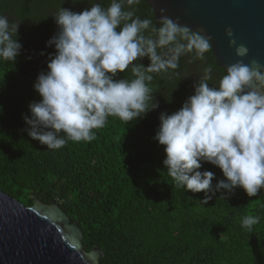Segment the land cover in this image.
<instances>
[{
  "label": "trees",
  "instance_id": "1",
  "mask_svg": "<svg viewBox=\"0 0 264 264\" xmlns=\"http://www.w3.org/2000/svg\"><path fill=\"white\" fill-rule=\"evenodd\" d=\"M97 2L105 8L110 4ZM86 3L0 0V14L20 23L18 42L23 46L16 62L0 61V189L27 206L35 198H58L79 221L85 249H103L100 264H264V188L254 197L242 188L234 194L221 190L202 204L203 192L174 187L163 163L165 146L154 139L160 113L182 107L205 67L213 66L217 84L226 74L212 49L204 61L184 54L177 69L154 74L151 86L159 107L128 124L109 117L91 143L69 141L61 149L48 150L24 131L29 127L23 119L31 116L29 104L42 99L34 84L48 71L49 54L56 52L54 45L47 46L59 30L53 15L61 7L78 13L90 9V0ZM135 9L136 15L158 26L146 0ZM158 52L171 56L167 48ZM133 63L147 67L150 60ZM126 78H132L130 71L116 77ZM204 170L215 173L214 186L226 179L210 163H203ZM245 215L260 217L251 233L241 226Z\"/></svg>",
  "mask_w": 264,
  "mask_h": 264
},
{
  "label": "clouds",
  "instance_id": "2",
  "mask_svg": "<svg viewBox=\"0 0 264 264\" xmlns=\"http://www.w3.org/2000/svg\"><path fill=\"white\" fill-rule=\"evenodd\" d=\"M90 3V9L79 13L61 7L53 15L59 30L47 46L54 45L56 52L49 54L48 71L34 84L42 99L30 103L31 116L23 117L29 126L24 131L48 150L69 141L91 143L109 117L126 124L145 117L159 107L151 86L154 74L177 69L184 54L204 61L212 49L208 37L173 21L164 9L158 26L136 15L141 0H110L107 8L97 0ZM19 25L0 14V61L16 62L21 54ZM163 48L169 58L159 54ZM247 51L244 45L237 48L240 56ZM145 57L147 67L133 63ZM129 71L131 79H116ZM213 80V66L208 65L182 107L160 113L154 137L165 146L163 163L174 187L203 192L202 204L221 190L234 194L242 188L254 197L264 188V94L248 90L253 82L264 88V73L240 61L227 67L218 84ZM203 163L219 167L226 179L214 186L215 173L201 171ZM259 223V216L241 219L249 233Z\"/></svg>",
  "mask_w": 264,
  "mask_h": 264
},
{
  "label": "water",
  "instance_id": "3",
  "mask_svg": "<svg viewBox=\"0 0 264 264\" xmlns=\"http://www.w3.org/2000/svg\"><path fill=\"white\" fill-rule=\"evenodd\" d=\"M146 1L157 24L164 9L173 21L208 37L217 64L225 70L242 61L264 73V0ZM240 45L248 50L244 56L237 54ZM248 90L264 94L258 82ZM83 239L79 221L58 198H35L27 206L0 189V264H100L103 249L95 245L87 251Z\"/></svg>",
  "mask_w": 264,
  "mask_h": 264
},
{
  "label": "rangeland",
  "instance_id": "4",
  "mask_svg": "<svg viewBox=\"0 0 264 264\" xmlns=\"http://www.w3.org/2000/svg\"><path fill=\"white\" fill-rule=\"evenodd\" d=\"M70 1H73V0H70ZM75 1H78V0H75ZM82 1L85 3V5H87L86 3L87 0H82Z\"/></svg>",
  "mask_w": 264,
  "mask_h": 264
}]
</instances>
